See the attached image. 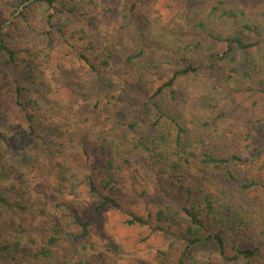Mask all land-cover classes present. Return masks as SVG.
I'll return each mask as SVG.
<instances>
[{
  "label": "trees",
  "instance_id": "16d2710c",
  "mask_svg": "<svg viewBox=\"0 0 264 264\" xmlns=\"http://www.w3.org/2000/svg\"><path fill=\"white\" fill-rule=\"evenodd\" d=\"M10 1L0 0V64L4 68L15 66L20 59L24 69L20 74L27 80L29 76H34V72L27 58L19 56L26 52L27 47L15 45L18 39L35 32L50 41L58 35L62 39V47L73 48L68 44V34L69 38L80 42L81 45H76L75 58L90 73L87 79L93 94L88 103L92 104L90 107L94 109L99 105L100 94H106L107 98L110 91L115 92L113 78L102 72L115 61L118 47L100 49L94 57L87 52L86 44L90 48L95 46L94 41L99 44L96 35L91 37L97 23L81 20L94 0H17L18 5L23 6L15 15L16 10L10 11L13 19L5 24L8 17L4 15L11 7ZM142 1L120 0V8L113 11L112 16L123 18L125 33L132 43L123 52L119 67L115 70L112 66L111 75L123 76V85L134 92L132 99L137 107L131 111L134 120L120 122L116 117L110 126L96 134L91 135V131L87 130L82 132L83 138L80 139L86 155V172H69L63 160L58 159L52 166L55 175L48 174L40 184L47 187L50 181L46 180L54 179L57 182L55 188L62 193L66 188L70 193L86 188L98 198L93 206L96 215L107 206L122 211L124 206L117 197L121 194L117 176L129 161L115 151L118 138L120 142L123 138L120 132L134 131L139 134L136 135L135 147L147 154L145 167L149 176L160 190L164 188V181H170L167 193L171 202L150 212L157 225L150 222L149 216L134 213L129 214L126 223L148 226L153 231L181 239L180 243L174 239L169 244L172 254L177 255L176 264H187L189 250L205 243L215 246L220 264H264V203L257 197H247L250 190L264 192V181L244 179L243 169L239 173L236 167L248 166L264 148L259 149L251 159L244 155H253L248 150L251 151L250 144L244 147L238 145L237 151L229 138L222 135L194 152L190 147L192 140L201 143L202 132H207V128L215 122L211 123L214 119L210 111L201 115L195 102L197 99L192 101V96L184 94L190 79L205 75L210 77L213 72L222 74L223 69L225 76L222 84L226 86L232 82L233 87L229 85L231 92L239 91L242 78L255 76L261 86L260 92L264 94V4L262 11L250 8L251 0H220L208 8H189L186 4L187 7L171 21L163 23L157 17H146L139 12L137 6ZM31 15L36 17L33 23L29 21ZM81 23L83 26H79ZM72 25H78V30ZM67 26L70 33L65 29ZM10 30L17 31V37H12L8 33ZM98 59L99 65L95 62ZM56 66L58 74H55V79L62 81V71L58 68L59 64ZM30 96L25 85L15 84L10 100V106L24 118L26 139H42L46 144L50 137L52 146L60 148L62 144L58 140L67 133V129L41 134L36 112L39 101ZM125 106L131 107L129 103ZM0 117H4L2 113ZM88 118L91 117L85 116L84 121ZM261 123L264 124V113L252 122V126ZM250 134L246 137H251ZM84 138H87L86 141ZM87 145L93 147L94 154L89 153ZM226 147L229 149L222 154V149ZM203 180L211 181L212 188ZM258 185H261L260 189H257ZM16 192L22 194L21 191ZM13 205L20 210L26 209L21 204ZM56 209L60 216L56 235L49 237L36 255L50 258L51 246L64 241L70 243L77 264H92L85 245V242L89 243V220L82 221L69 200L58 201ZM171 223H176L178 228L171 229ZM219 228L226 229V234H220ZM226 235L231 237L229 243ZM16 246L6 239L0 242V264L4 263V259L15 260L12 251Z\"/></svg>",
  "mask_w": 264,
  "mask_h": 264
},
{
  "label": "rangeland",
  "instance_id": "374dc122",
  "mask_svg": "<svg viewBox=\"0 0 264 264\" xmlns=\"http://www.w3.org/2000/svg\"><path fill=\"white\" fill-rule=\"evenodd\" d=\"M94 1L87 7L88 13L81 17V20L82 22L93 20L97 23V29L92 30L91 37L94 38L96 35L99 44L94 41L95 46L92 48L86 44L87 52L94 57L100 49L118 47L119 50L112 65L102 72L103 75L107 74L113 78L115 92L110 91L107 98H105L106 94H100L97 107L92 109L90 107L92 104H88L93 98L91 87L87 84L90 73L75 58L76 45L81 44L69 38L68 34H66L69 39L68 44L73 48L62 47V39L58 35H54L51 41L37 32L18 39L15 45H20L19 48L27 47L26 52L23 51L19 56L27 58L34 72V76H29L27 80L20 74V71L24 70L20 59L15 66L4 68L0 64V113L4 116L0 117L2 155L0 159V242L6 239L12 245L17 244L12 251L15 260L4 259L2 264H77L70 243L64 241L51 246L50 258L44 259L36 255L40 247L46 245L48 238L56 235V224L60 222L56 204L60 200L71 201L81 220H89V243L85 242V245L92 264H176L177 255L172 254L169 244L178 237L174 238L157 230L153 231L148 226L126 223L130 217L129 214L134 213L139 216H149L150 222L157 225L158 223L150 217V212L171 202L167 193L170 181H164V188L160 190L149 176L145 167L147 154L134 145L136 135L139 136L136 132L128 130L125 134L118 133L123 138L121 142L118 138L115 152L129 161V164H126L117 176L121 189V194L117 197L124 206L122 211L107 206L96 215L93 213V206L98 198L86 188L81 187L71 193L66 188L62 193L55 188L57 182L54 179L46 180L50 181L46 184L47 187L40 184L43 177L50 173L55 175L52 166L56 165L58 159L63 160L69 172L75 171L80 174L86 172L82 132L91 131V135L96 134L100 129L110 126L116 117V120L120 122L134 120L131 112L136 107L132 99L134 92L123 85V76L116 77L115 73L111 75L113 68L116 70L119 67L118 63L126 47L132 44L130 37L125 33L123 18L121 16L112 18L113 11L120 8L121 2L120 0ZM217 1L220 0H143L137 8L146 17H157L166 23L184 7L208 8ZM9 3L11 7H8L9 10L5 12L4 17H8L5 24L10 22L13 15L23 6L18 5L17 0H11ZM263 4L264 0L249 1V7L256 8L257 11H262ZM13 9L16 12L12 15L10 11ZM34 18H36L35 15H31L29 21L33 23ZM72 26L78 30L83 24ZM67 27L65 29L70 33V27ZM7 28L6 26L4 29ZM8 33L12 37L18 35L15 30H10ZM95 62L100 64L99 59ZM58 64L63 74V82L61 79H55V74H58L56 70ZM224 72L223 69L222 74L213 72L210 77L205 75L190 79L185 85L184 94L192 96V101L197 99L195 102L198 104L201 115L204 111H210L214 119L211 123L215 122L207 128V132H202L204 134L201 136L202 142L195 143L192 140L190 147L194 152H198L210 141L218 140L225 135L237 151L238 145L244 147L250 144L251 151L248 150L253 155H244L254 159L252 157L255 153L264 148V124L252 126V122L264 113V94L260 92L261 86L255 76L242 78L239 91L231 92L229 87H233L232 82L230 86L222 84ZM15 84L25 85L30 92V97L39 101L36 112L41 134L67 129V133L58 140L62 144L60 148L55 149L52 146L50 137L46 144L42 139H26L27 129L24 127V118L21 117L20 112L18 113L14 107L10 106ZM198 85L200 86L197 88ZM188 99L191 98L188 97ZM126 103H129L131 107H126ZM149 114L150 112L146 116ZM85 116L91 118L84 121ZM248 133H251V137H246ZM84 139L86 141L87 138ZM228 147L222 149V154L226 153L224 151L229 149ZM87 148L90 149L89 153L94 154L92 146L87 145ZM236 167L239 173L243 169L244 179L264 181V149L248 166L236 165ZM203 181L205 185H211V181ZM256 187L260 189L261 185ZM16 191H21L22 194ZM244 192L247 193L248 190L244 189ZM247 197L250 199L257 197V200L264 203V192L250 190ZM13 204H21L26 209H17ZM171 224V229L177 227L176 223ZM214 229L215 226L212 227V230ZM217 230L220 234H226L224 228ZM230 238V235H226L228 243ZM180 240L177 239L176 242L180 243ZM216 256L215 246L205 243L189 250L186 263L220 264Z\"/></svg>",
  "mask_w": 264,
  "mask_h": 264
}]
</instances>
